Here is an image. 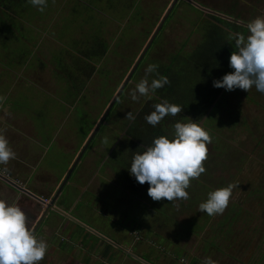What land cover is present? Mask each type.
Returning a JSON list of instances; mask_svg holds the SVG:
<instances>
[{"label":"rangeland","instance_id":"rangeland-1","mask_svg":"<svg viewBox=\"0 0 264 264\" xmlns=\"http://www.w3.org/2000/svg\"><path fill=\"white\" fill-rule=\"evenodd\" d=\"M136 1L137 0H114L112 1L114 3L111 4L112 7H110L108 0H80L77 4L75 0H53L50 5L47 4L44 10L40 12L28 2L22 5L17 3L18 6H14L16 16H10L9 18L5 17V25L0 29V33L8 37L6 46L8 43H11L13 39L19 41H22V39L29 40L30 36L34 42L38 41L36 42L37 47L33 48L34 51L33 49L30 51L29 60L25 59L24 62L34 65L41 59V61L46 63L49 67L45 71V75L41 74L36 76V79L39 77L37 82L41 85H48L49 83L53 85L52 81L55 79L57 84H54L55 91L52 90L48 94L43 90L34 92L38 99L37 103H31L32 101H30L32 107L31 112H27L25 108L19 110L20 112L23 110L24 115L31 119L30 121L32 124H30L28 128L24 127L25 129L20 125V128L24 130L25 137L21 139L22 144L18 145V147H20V152L17 150L14 151L16 154H19L18 156L23 155L25 160L30 159V164L34 166V164L41 159V154H37L36 152H48V158L45 157L41 160L40 167H49L51 162L57 168L55 172L59 174L63 173L64 169L67 167V163L62 161L58 151L64 153V148L66 147L65 138L74 132H82L85 128V119L89 118L90 115L89 113L87 114L89 108H86V112L85 106L82 107L78 102H74L75 91L69 87L75 79L74 75L77 71H73L74 67L77 69V66L74 65L75 60L74 58H70L68 54H62L61 56L58 50L64 49L62 45L65 46V44H67V48L71 49L70 47L72 46L70 44L72 41H78L81 47H83L87 34L95 33L97 28L102 31V36L105 37V41L109 43L110 48L106 58L91 59L93 64L99 65L97 67L92 65L95 68L96 74L92 75L94 78L89 76L91 80L87 88L88 100H92L89 105L94 106L96 99L95 95L97 94L95 91L96 88H99L102 93L107 91L102 88L108 75L106 70L111 73L115 70V66L120 68V77L116 78L117 80L112 84V87L116 88L117 83L120 81L122 83V80L127 77L131 69L130 67L136 62L173 0H165L161 8L158 7L159 2L157 1L151 3L147 0H141V3L140 0H138L137 3ZM191 1L199 4L203 0ZM230 2L231 0H207L203 6L217 8V11L226 13L227 15H224V13H222V15L232 18V21L235 18L234 16L238 15L237 21L239 23H245L258 15H264V0H244L242 1L243 3H235L237 6L236 11L231 10ZM194 3H190L189 5L187 0H183L179 4L177 11L172 17L173 20L170 21L163 30L161 39L152 48L150 53L143 58V62L139 66L137 72H135L133 81L127 85V87H130H128L129 93L127 96L130 102L127 97L121 101L125 95L124 91L121 99L110 115L116 116L120 108V119L117 120L118 124L109 129L105 128L107 125L106 122L102 129H100L98 136H102V140L106 142L108 148H110L112 140L109 139L108 136L105 137L107 132L109 130L122 131L125 129L128 122L125 118L126 114L130 111L135 114L142 106L143 102L148 99L146 97H139L138 100L133 101L130 96L131 92L135 89L136 83L145 78L146 67L149 64H154L155 61V65L158 66L157 70H159V59L163 60L165 63H169L170 56L178 52L182 56V54L191 51V45L198 41L200 43L202 42L201 30L198 28L196 22H204L205 17H203V15H207L208 11H203L202 14V11L199 12L193 8L196 7ZM10 4H14V2ZM75 4L80 13L82 7L85 6L84 4L97 7L100 12L94 11L92 23L85 25V23H80V20L83 19L81 15L80 17H76V15L71 13ZM144 4H147V8L150 10L153 9V13H156L153 16V22L150 26H142L144 24L142 18L144 17L138 10L143 8ZM154 4L156 6L153 8ZM132 8L134 11L130 13ZM150 10H146V14L145 10H143L144 16L148 20L150 19L148 15ZM127 18L130 19L129 24H131V22L133 23L130 31V25L128 26L126 21ZM135 20L136 23H134ZM124 22H126L125 24H127V26L121 30V25ZM27 23H29L30 27ZM92 27L93 29H91ZM42 35H46L48 42H41ZM115 38L119 39L116 41ZM51 40H56L62 45L58 43L51 44ZM132 41H134V44ZM6 46L0 44V65L12 67V65H14L13 62L4 59V57H7V54H10L7 52ZM20 46L21 45L18 47ZM98 47L100 48L99 45ZM98 47L94 45L92 50L93 54L96 53ZM50 49H55L52 51V54L57 51L58 53L54 56L48 54ZM86 50L87 49H85V51ZM131 50H134L135 53H130L129 51ZM35 51H38L37 53H39V56L43 53V56L38 59V55L37 53L35 54ZM61 52H63V50ZM59 60L61 61V66L64 65V67H66V64L68 65V71L58 68ZM50 66H52V73L49 71ZM71 66H73V69ZM102 71L104 74L101 73ZM122 76H124V78L121 80ZM153 78H156V73L148 75L149 81ZM182 79L184 80V78ZM198 82L200 87L202 79L199 78ZM190 91L191 93L184 90L179 97V101L183 106L186 104L190 108L200 106V95L195 94L193 86ZM25 93H27V91H25ZM91 94H94V96H91ZM221 96L219 95V99L217 98L215 101V104L217 101L220 103L211 106L208 110V114L206 112L201 119L203 126L208 130L212 139L211 143L208 145L207 159L203 162L206 171L202 173L199 178L190 181V186L186 189L189 193L188 199L174 200L172 202L165 199L158 201L151 199L149 203L151 211L149 213H152V216H166L165 213H169L167 207H169V209L171 208L172 211L170 213L172 215L175 213L179 216L178 232L180 247L187 248V245L193 246L195 240L199 241L196 234L191 233L192 235H189L191 231H197V235L201 233V237H203L206 243H209L208 245L210 248L206 253H201V255H199L201 252L199 246H201L202 243L197 246L198 252L195 253V256L198 260L193 255L192 257L195 258L194 264H201L200 260L203 255L204 258L211 257L215 259L214 257H216V260H221L219 257L220 254L217 252V244L234 243L232 244L233 246L230 247V251H228L226 255L224 254L223 257L228 256L236 260H249L248 258H250L251 262L252 255L253 257L254 255L257 257L255 251L257 249V244L261 243L262 248H264V94L257 92L253 87L248 92L236 89L233 91H226L223 97ZM199 109V107H196L195 110L199 111ZM92 111L96 112V114L98 113L96 107L94 109L92 108ZM34 115L35 117H33ZM114 119H117V116ZM25 120L29 121L28 119ZM25 131L28 132L25 133ZM9 132H13L12 128H9ZM171 132L172 131H170V133ZM52 135L55 137L54 141L56 140L55 144L57 147L51 143ZM114 140H117L116 136L113 141ZM17 141L18 140H14L15 144ZM127 143L128 141L123 139L120 141L118 148H123L119 146H126ZM32 150L35 155L31 154L30 151ZM18 158L13 159L14 162H21V157ZM10 163L12 165L14 164L12 160L8 162V164ZM61 163H63V165H61ZM44 164H46V166H44ZM27 166L28 165H26L25 168L19 167L17 169H24L19 170V172L21 171L26 176L29 171L33 170L32 167L30 170V167ZM10 171L14 174L13 170ZM76 172L68 182L66 191L68 189L73 190V188H71V183L76 178ZM38 173H40V170ZM87 174L89 173L87 172ZM110 175H112V173H110ZM22 178L23 180L26 179L24 176H22ZM230 183L238 186L233 188L229 204L223 214L208 216L206 213L198 211L199 204L207 198V193L209 191L225 187ZM26 187H28V185ZM30 187L32 188L33 186ZM36 190L39 189L37 188ZM231 200L232 203L230 202ZM170 205H172V207H170ZM46 227V224L42 226L36 234V237L38 239H44L47 242L50 233H46L44 236L42 233ZM163 231V234L167 233L173 237L177 233L175 232V227H172V229L164 228ZM183 233H185L187 237H192L191 240L189 239V242H187V245L185 242H182L181 235ZM224 235L226 237L225 239L222 238ZM47 244L48 250L39 264H50L49 261L51 260L54 250L51 246L54 245L49 242H47ZM68 245L69 244H66L65 246ZM161 247L162 245L158 249H161ZM152 249L154 248L152 247ZM76 250L77 248L73 246L71 255L60 257L59 264L63 262H67L68 264H125L120 258L115 261L117 257L111 258L110 260L102 258L99 261H94L96 257L92 259L91 255L89 256L90 253L87 255V262H85L84 259L75 260L76 258L74 257L75 259H72V256H78L79 252H76ZM179 252L180 251L177 250L175 254ZM207 253H209V255L205 256ZM186 256L190 257L189 255ZM130 260L135 261L137 264H142L139 260L133 258H130L129 261ZM126 261L127 260H125V262Z\"/></svg>","mask_w":264,"mask_h":264},{"label":"flooded vegetation","instance_id":"flooded-vegetation-1","mask_svg":"<svg viewBox=\"0 0 264 264\" xmlns=\"http://www.w3.org/2000/svg\"><path fill=\"white\" fill-rule=\"evenodd\" d=\"M147 1L150 3L153 1H157L159 2L158 7L161 8V5L165 0ZM182 1L183 0H178L177 4L174 7L175 11L173 9L171 14L169 15L168 19L161 28L159 34L155 38L147 54L150 53L152 48L161 39L163 30L165 29L166 25L173 20L172 17L177 11V8L179 7V4ZM187 1L189 5L190 3H194L191 0ZM206 1L207 0H203L201 3H199L200 5L194 3L195 6L200 9L199 11H202V14L203 11L209 10V12H207V15L204 14L203 17L207 18L209 17V15H215L227 20L232 19L228 18V16L223 17L227 14L224 12L217 11V8L203 6ZM242 1L244 0H231V10L236 11L237 6L235 5V3H239ZM137 2L138 0L136 1V3ZM155 6L156 5L154 4L153 8ZM143 10H145V14L146 10H150L149 8H147V4H144L143 8H140L138 10L140 11V14H142V16L144 17L142 18V21H144V24L142 26H150L153 22V16L156 13H153V9L150 10V13L148 14L150 16V19L148 20L144 16ZM97 11L100 12L98 8ZM133 11L134 9L132 8L130 13H132ZM222 13H224V15H222ZM234 17V20L237 21L238 15H235ZM126 21L128 23V26L130 25V31L133 23L131 22V24H129V18H127ZM125 23L126 22L121 25V30H123L127 26V24ZM134 23H136V20ZM247 23L248 21L239 24L246 25ZM96 32L98 34L99 40L101 39L105 41V37L102 36V31L99 28H97ZM117 39L119 38H115L116 41ZM132 42L134 44V41ZM199 44L200 42L198 41L197 43L191 45L190 48L194 50L198 47ZM129 52L135 53L134 50H131ZM186 54H188V52L182 54V56H185ZM177 55H180V53H176L175 57ZM106 56L104 58H106ZM90 62L93 66H99L93 64L92 61ZM164 63L165 62L163 60L159 59L160 69L162 64ZM134 64L135 62L133 63V65ZM154 64H156L155 61ZM66 67L68 69L67 64ZM132 67L130 68L132 69ZM71 68L73 69V66ZM119 69V67L115 66V70H113L111 73L110 71H106L108 75L106 77V82H104V86L102 88L107 91L102 93L99 88H96L95 91L97 92V94L95 95L96 99L94 106L89 105L92 100H88L89 96L87 93V88L91 78H94L92 77V75H95L96 71H94V73L91 75L89 71H86L81 68V73L75 76V79L69 85L70 88L75 91L74 102H78V104H80L82 107L85 106V111L86 108H89V111L86 112L87 114L89 113L90 117L85 119V128L82 132H74L73 134L65 138L66 147L64 148V153L58 151L62 158V161L67 163V167L64 169L63 175H58L59 173L55 172V169L57 168L51 162L49 164L50 171H46L44 167H41V170L40 168L36 170V167L40 166L41 160L47 157V154L42 155L41 159L38 160L37 163L34 164V166L30 163L26 164L28 165L27 167H30V170L31 167L33 168V170L29 171L26 176L21 171L19 172L18 170H16L17 172L26 177V182L24 184L11 179L10 175L14 176V174H12L10 170L13 169H7V172H0V174L5 177V179L0 178V180L4 183L6 182L9 188L11 189L10 192H13L12 196L10 197V202L17 203L24 210L28 219V225L32 229V231L37 226L45 210L49 207L50 204H52V207L47 212L46 216L44 217L43 221L41 222L39 228L35 233L36 235L42 226H44L45 224L47 225V227L44 231H42V233L43 236L46 233H50L49 240L47 242L54 245L51 246L52 248H54V250L52 253L51 260L49 261L50 264H56L57 261H60L59 259L62 256L71 255L73 251V246L77 248L76 252H79L78 255H81L83 257H87V255L90 253L89 256L91 255L92 258H101V256L103 255L102 251L105 250L104 253H106V255L109 257V260L115 257H117L115 258V261L119 258L123 261L133 258L135 260H139L142 264H144L142 261L146 260V256L144 255L143 250L145 248L151 249L152 246H154L155 244L154 242H152V239H150L152 219L154 217H157L154 222L155 230L163 231L164 228L168 227L169 220H167L165 216H152V213H149L151 212L149 205L151 198L147 195V190L149 187L148 183L145 182L144 184H139L135 180V178L130 175L129 170L127 168L130 166L134 152L141 151L142 149L139 148L141 145L142 147H147L154 137L160 136L161 134L149 132L148 128H151V125L146 123L144 120V116L148 114L147 112H143V115H140L141 111L144 110V107L148 104V102L153 104L155 103V100L146 99V101L143 102L142 106L134 114L135 120L128 121L125 126V129H123L122 131L109 130L107 132V135L105 137L108 136V138L112 140L110 148H108L106 142L102 140V136H98V134L100 133V129H102V127L104 126V123L107 122L105 128L109 129L113 128L115 125L118 124L117 120L120 119V108L118 109V113L116 115L117 119H114L116 116L110 115L112 114L114 107L117 105L118 101L121 99L124 91L125 95L121 101H123L125 97L128 96V89L130 87L128 86V88L127 85L131 81H133L135 73L131 77L130 81L118 97L117 101L115 102L109 113L107 114L102 125L93 135L94 130L103 119L107 109L110 107L113 98L118 93L121 88V85L127 78L125 77V79L122 80V83H117L116 88L112 87V84H114L117 80L116 78L120 77ZM74 70H77L76 67H74ZM137 70L135 72H137ZM122 77L124 78V76ZM79 85H81L82 89H79ZM91 96H94V94H91ZM95 107L98 111L97 114L96 112L92 111V108L94 109ZM170 122L172 123L176 121L173 119V117H170ZM165 134L170 135L171 133L170 131H166ZM134 135H137L139 137H136L135 139ZM115 136L117 137V140L113 141ZM54 138L55 137H53L52 135L51 143L52 145L56 146V140L54 141ZM123 139L128 141L127 145L119 146L123 148H118L120 141H122ZM144 141L146 144L143 143ZM85 147V152L83 153V155L80 156L81 152ZM61 165H63V163H61ZM44 166H46V164H44ZM39 170L40 173H38ZM71 170L72 172L70 173ZM75 172L76 178L71 183V188H73V190L68 189L66 191V186L68 185V182L70 181L71 177ZM87 172L89 174H87ZM110 173H112V175H110ZM66 178V183L62 187L61 191H59ZM27 185L33 187H26ZM37 188L39 190H36ZM24 189L28 190L30 193L25 192ZM7 197L9 196L5 194L4 198ZM174 220L176 222V219ZM174 220H172V225L175 223ZM105 227H107L108 229H106ZM109 229L113 231L115 237L111 234V232H109ZM222 238L225 239V235ZM66 244L69 245L65 246ZM208 244L209 243H206L204 240V242L202 243V247H200L201 252L199 255H201V253L203 252L206 253V251H208V249L210 248ZM232 244L234 243H224L221 245L217 244V252L220 254L219 257L221 260H216V257H214L215 259L213 260L216 261V264H264V248H262L261 243H258L256 246L257 249L255 251L257 254H255L257 255V257L255 255L254 257L253 255L251 256L252 262L250 261V258H248L249 260H236L231 259L228 256L223 257L224 254L226 255L228 251H230L229 249L231 246H233ZM158 245L160 246V243H158ZM96 250L99 251L98 255L95 252ZM55 251L57 254L55 253ZM207 255H209V253H207L205 256ZM108 257L106 259H108ZM194 257L196 258L195 255ZM194 257H192L193 261H191L190 264H194ZM203 259L204 255L203 257H201L200 262Z\"/></svg>","mask_w":264,"mask_h":264},{"label":"clouds","instance_id":"clouds-1","mask_svg":"<svg viewBox=\"0 0 264 264\" xmlns=\"http://www.w3.org/2000/svg\"><path fill=\"white\" fill-rule=\"evenodd\" d=\"M29 4L43 11L47 0H27ZM247 34L229 33L227 40L233 47L229 56V67L233 71L213 81V87L226 91L236 89L248 92L251 88L264 94V15H258L245 25ZM157 65L149 64L145 69V78L135 85L131 99L139 97L151 99L154 93L167 85L169 79L157 72ZM156 73L149 81L148 75ZM3 97H0L2 100ZM182 107L167 101L153 105V111L144 116L149 125L155 127L165 116H176ZM134 121L132 111L125 117ZM211 136L200 120L188 118L186 122L177 121L172 125L171 134L156 136L147 147L134 152L130 166L131 176L139 184L148 183L147 195L154 201L187 200L186 189L190 181L200 177L206 171L204 161L208 155ZM16 158V153L7 138L0 134V166H6ZM0 172H7L0 167ZM228 184L211 190L207 198L198 206V211L208 216L223 214L229 204L234 187ZM48 244L38 239L28 225L24 210L17 203H10L0 197V264H39L45 257ZM201 264H216L211 257H205Z\"/></svg>","mask_w":264,"mask_h":264},{"label":"trees","instance_id":"trees-1","mask_svg":"<svg viewBox=\"0 0 264 264\" xmlns=\"http://www.w3.org/2000/svg\"><path fill=\"white\" fill-rule=\"evenodd\" d=\"M52 1L53 0H48L47 4L50 5ZM75 1L79 3L80 0ZM112 1L114 0H108L110 7H112L111 4L114 3ZM11 2H14V4H10ZM26 2L27 0H0V5L10 11V13L12 12L13 14H16L15 7L18 6V4L22 5ZM76 4L71 13L76 15V17H80V15L83 17V19L80 20V23H85V25L92 23L94 18L93 12L97 11V7L84 4L85 6L82 7V11L80 13ZM193 8L199 11L196 7ZM9 17L10 15L7 16V18ZM204 19L205 20L202 23L196 22L198 28L201 30L203 38L200 45L194 50L190 49L191 51H189L185 56H170V62L162 64L161 69L157 70L159 74L168 77L169 83L154 93L155 95L152 96L151 99L155 100V103L151 104L148 102V104L144 107V110L141 111L140 115H143V112H147L149 114L153 111V105L164 101L178 104L182 107V110L176 116H165L155 127L151 126V128H148L150 133H161L160 135H164L166 131H172V125L175 122L171 123L170 117H173L176 122H186L188 118L201 121L206 112L208 113L209 108L214 106V102L218 96L222 95L221 97H223L226 92L224 88L213 87V81L215 79H220L224 74L233 71V69L229 67L228 62L229 56L234 50L232 45L228 43L227 40L229 33L241 32L246 34V28L245 25L239 24L236 20H227L215 15H209V17H205ZM91 29H93V27ZM84 42V44L82 43L83 47H81L78 41H72L70 44L73 47L71 49L74 51V65L78 67V73L75 72L74 77L81 73V68L89 71L92 75L95 68L91 65V59H103L110 48L108 42L101 39L99 40L97 32L87 34ZM94 45L96 47L99 45L100 48L98 47L96 53L93 54L92 50ZM85 49L87 50L85 51ZM58 68L67 70V67H64V65L61 66L60 60ZM73 71L76 70L73 69ZM101 73L103 74L104 72L102 71ZM182 78H184V80ZM199 78L202 79L200 87L198 82ZM122 79L123 77H121V80ZM192 86L194 87L195 94L200 95L201 99L200 106L190 108L186 104L183 106L179 101V97L182 95L184 90L191 93L190 90ZM218 103L220 102L217 101L215 105H218ZM196 107L200 108L199 111L195 110ZM136 137L139 136L134 135L135 139ZM143 143L146 144L145 141Z\"/></svg>","mask_w":264,"mask_h":264},{"label":"crops","instance_id":"crops-1","mask_svg":"<svg viewBox=\"0 0 264 264\" xmlns=\"http://www.w3.org/2000/svg\"><path fill=\"white\" fill-rule=\"evenodd\" d=\"M8 15H10V16L15 15L16 16V14H13L12 12L10 13V11H8L7 9H5L4 7H2L0 5V29H2L4 27L5 21H6L5 17H7ZM27 25L30 27L29 23H27ZM40 27H41V25H40ZM42 36L43 37L41 39V42L42 41L48 42L46 35H42ZM56 39L60 40L59 38H56ZM7 42H8V37H6L4 34L0 33V44L6 46ZM36 42H38V41H36ZM36 42H34V40L32 39L31 36H30L29 40L22 39V41H19V40L13 39V41H11V43H8L6 46L7 47L6 50H8L7 52H9L10 54L8 55L6 53L7 57L6 58L4 57V59H7L10 62H13L14 65H12V67H5V66L0 65V90H1L0 91V97H3V99L0 100V134H3L7 138L8 142L11 141V142H9V145L13 151H15V150L19 151L20 150V147H18V145L22 144L21 139H24V137H25L23 129H25L24 127L28 128L30 126V124H32V122L30 121L31 119L27 118L24 115L23 110H21V112L19 110L25 108V110H27V112H29V111L31 112L32 111L31 103H37V99H38L37 95L34 92H36L38 90H43L48 94L52 90L55 91L54 84L57 85L55 82V79H53V81H52L53 85H51L49 82H47V83H49L48 85H46V84L41 85L39 82H37L39 77H38V79H36L37 78L36 76H39L41 74L45 75V71L49 67L48 65H46V63H44L43 61H41V59H39V57L43 56V53L41 54V56H39L38 55L39 53H37L38 51H35V54L37 53L39 60L34 65L33 64L30 65V63L28 64V63L24 62L25 59L29 60V57L31 54L30 51L33 48L37 47ZM50 43L51 44L58 43V44L62 45L60 42H58L56 40H54V41L51 40ZM19 45H21L20 46L21 48L18 47ZM62 46L64 47V49H62L63 52H61L62 50H58L60 55L62 56V54H68L70 58H73L74 57L73 49L67 48V44H65L66 47L64 45H62ZM70 48H73V47H70ZM53 50H55V49H50L48 51V54H51L54 56L55 54L58 53V51H57L56 53L52 54ZM33 51H34V49H33ZM68 55H66V56H68ZM95 67H97V66H95ZM49 71H50V73H52V66H50ZM43 75H42V78H43ZM79 89H82L81 85H79ZM25 91H27V93H25ZM30 101H32V102L30 103ZM33 117H35V115ZM25 119H28L29 121H26ZM27 122H29V123H27ZM20 125L23 126V129L20 128ZM9 128H12V130H13L12 133L9 132ZM28 131H25V133H27ZM33 133H34V131H33ZM14 140H18L16 142V144H15ZM25 144H27V143H25ZM30 152L32 155H35V153H33V150ZM36 153L41 154V156L48 154V152H46V153L36 152ZM18 155L19 154H16V158L21 157V159H20L21 162H19V161L14 162V160H12V162L17 167H24L25 168L26 164L30 163V159L25 160L23 158V155H21V156H18ZM10 164H7L6 166H0V167H6L7 169H13L14 176L10 175L11 179L15 180V181H19V182L24 184L26 182V181L24 182L25 179L23 180V178H22V176H24V175L18 173L16 170H14L17 168L14 164L13 165L12 164L10 165ZM8 166H10V167H8ZM38 168H40V170L42 169L40 166H38V167H36V170H38ZM44 169H46V171H47L50 168L45 167ZM17 170L19 171V169H17ZM22 170H24V169H22ZM58 175H63V173L58 174ZM28 187H30V186L28 185ZM10 190L11 189L9 188L8 184L6 182L4 183L0 180V197L4 198V195L7 194L9 197L4 198V199H7L9 202L11 200L10 197L12 196V193H13V192L11 193ZM230 202L232 203V200ZM170 207H172V205H170ZM167 209L169 210V213L172 211L171 208L169 209V207H167ZM169 213H165L166 219L169 220L168 227H166V228L172 229V227H175V232H177V233L173 237L167 233H165L166 235L163 234L162 232H164V231L155 230L154 222H155V219L157 217H154L152 219V229H151V237H150V239H152V242L155 243L154 246H152L154 249L145 248L143 250V253L146 256V260L142 261L144 264H190L191 261H193L192 256L195 255L196 252H198L197 246H199L201 243L204 242L203 237H201V233H199L197 235V231H191L189 233V235L196 234V236H198V238H199V241L195 240L193 246L187 245V242H189V239L191 240L192 237L191 238L189 236L187 237L185 235V233H183L182 235L181 234L180 235L182 238V242L186 243L187 248L186 247H180L179 246V232H178L179 231V227H178L179 216L175 213L173 215L171 213L170 214ZM174 219H176V222L172 225V220H174ZM105 228L108 229L107 227H105ZM109 232H111V234L115 237L112 230L109 229ZM158 243H160V246L162 245L161 249H158L160 247L158 245ZM201 246H199V248ZM98 250L95 251L97 253V255L99 254ZM177 250H179L181 253L179 252L178 254H175V252ZM102 252H103V255L101 256V258L96 257V259L94 261H96V260L99 261L102 258L106 260V258L108 256L106 255V253H104L105 250H103ZM186 255H189L190 257H187ZM82 258H84V261L87 262V259H88L87 257H83L81 255L72 256V259H75V260H77V259L82 260ZM107 260H109V257ZM124 263L125 264H137V263H135V261H132V260H130V261L127 260L126 262L124 261ZM56 264H59V261H57ZM60 264H68V263L63 262Z\"/></svg>","mask_w":264,"mask_h":264},{"label":"water","instance_id":"water-1","mask_svg":"<svg viewBox=\"0 0 264 264\" xmlns=\"http://www.w3.org/2000/svg\"><path fill=\"white\" fill-rule=\"evenodd\" d=\"M178 0H174L171 5L169 6L168 10L166 11V13L164 14L163 18L161 19V21L159 22L157 28L155 29V31L153 32L152 36L150 37L149 41L147 42V44L145 45L142 53L140 54V56L138 57V59L136 60L135 64L133 65L129 75L127 76V78L125 79L124 83L121 85L120 90L118 91V93L115 95V97L113 98V101L110 105V107L107 109L106 114L104 115L103 119L101 120V122L99 123V125L96 127V129L94 130L93 135L97 132V130L99 129V127L102 125L103 121L105 120L107 114L109 113V111L111 110V108L113 107V105L115 104V102L117 101L118 97L120 96V94L123 92V90L125 89L126 85L128 84V82L130 81L131 77L134 75L135 71L137 70V68L139 67L140 63L142 62L143 58L145 57V55L147 54V52L149 51L150 47L152 46L155 38L157 37V35L159 34L161 28L163 27V25L165 24L166 20L168 19L169 15L171 14V12L173 11L175 5L177 4ZM209 12V10H207ZM224 17V16H223ZM90 142V140H89ZM86 147L83 149V151L81 152L80 156L83 155V153L85 152ZM73 170V169H72ZM72 170L70 171V173L72 172ZM69 173V175H70ZM68 175V176H69ZM0 178H4L5 177L0 174ZM67 178L64 180L61 188L59 191H61L62 187L64 186V184L66 183ZM25 192L30 193L28 190H25ZM52 207V204L49 205V207L45 210V212L43 213L42 217L40 218L37 226L35 227V229L33 230V233L35 234L37 229L39 228L41 222L43 221L44 217L46 216L47 212L50 210V208Z\"/></svg>","mask_w":264,"mask_h":264}]
</instances>
